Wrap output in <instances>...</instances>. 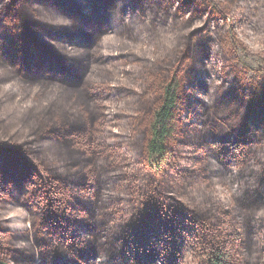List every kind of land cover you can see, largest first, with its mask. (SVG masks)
Listing matches in <instances>:
<instances>
[{"label": "trees", "instance_id": "16d2710c", "mask_svg": "<svg viewBox=\"0 0 264 264\" xmlns=\"http://www.w3.org/2000/svg\"><path fill=\"white\" fill-rule=\"evenodd\" d=\"M0 264H264V0H0Z\"/></svg>", "mask_w": 264, "mask_h": 264}, {"label": "rangeland", "instance_id": "374dc122", "mask_svg": "<svg viewBox=\"0 0 264 264\" xmlns=\"http://www.w3.org/2000/svg\"><path fill=\"white\" fill-rule=\"evenodd\" d=\"M230 18H227V21H229ZM246 42H247V45L250 47L251 51L254 52V50H256L257 46L255 45V42H253L252 40V37L251 35H249L248 37H246ZM219 192H220V196L221 198H224L225 197V191L221 188H219ZM11 213H14L15 215H18L20 216L19 218L23 217L24 216V213L18 209V208H15V209H11L10 210ZM14 222L16 223V226L17 227H21L22 223H21V220L18 219V220H14Z\"/></svg>", "mask_w": 264, "mask_h": 264}]
</instances>
